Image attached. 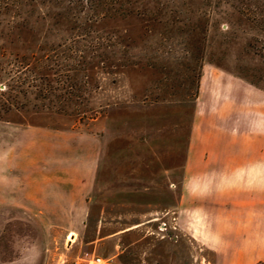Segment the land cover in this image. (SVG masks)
I'll return each instance as SVG.
<instances>
[{
  "label": "rangeland",
  "instance_id": "374dc122",
  "mask_svg": "<svg viewBox=\"0 0 264 264\" xmlns=\"http://www.w3.org/2000/svg\"><path fill=\"white\" fill-rule=\"evenodd\" d=\"M133 1L99 20L86 0H0V264H264L250 254L252 194L183 183L203 67L264 90V37L235 14L204 38L203 0L156 24ZM222 86L236 116L217 113L209 84L206 126L241 135L246 93ZM49 172L76 188L69 207L24 208Z\"/></svg>",
  "mask_w": 264,
  "mask_h": 264
},
{
  "label": "crops",
  "instance_id": "0c3cea01",
  "mask_svg": "<svg viewBox=\"0 0 264 264\" xmlns=\"http://www.w3.org/2000/svg\"><path fill=\"white\" fill-rule=\"evenodd\" d=\"M224 82L246 93L238 116L242 119L233 128L241 132V135L225 136L227 124L224 123L206 126L205 113L199 107L203 88L212 84V96L217 113H222V117L226 119H233L237 109L234 105L227 104V101H231L228 95L230 96L234 89L230 88V91L228 89L226 92L222 86ZM224 92L228 94L226 97L223 95ZM186 154L184 187L190 186V177L196 175L198 186L204 188L215 186L214 191L222 193L252 194L248 205L253 212L257 211L256 214L253 213L251 221L252 236L255 239L251 243L250 254L264 258V90L231 74L218 71L213 66H204L192 137L188 141ZM191 162H195L194 173L193 169L190 170V165H193ZM65 172L67 173L65 177H71L69 170ZM211 177L215 179L213 184L209 180ZM60 182L59 174L49 172L45 179L48 186H39L37 183L24 187V208L69 207L64 204L72 202L76 188L68 186L64 189ZM70 238L72 239L73 235H70Z\"/></svg>",
  "mask_w": 264,
  "mask_h": 264
},
{
  "label": "trees",
  "instance_id": "16d2710c",
  "mask_svg": "<svg viewBox=\"0 0 264 264\" xmlns=\"http://www.w3.org/2000/svg\"><path fill=\"white\" fill-rule=\"evenodd\" d=\"M82 3V2H81ZM138 3L141 9L144 10L142 16L148 17L149 21L152 24H156L159 19V16H162V10H169L172 12L171 17L178 14V10L187 9L190 10V7H193V4L188 0H135L133 4ZM152 3V4H151ZM79 5V4H78ZM87 10H90L94 14H97L99 20L106 18H116V17H125L128 15V9L132 5L130 0H86ZM78 12L79 7L76 8ZM200 9V8H198ZM203 13H201L200 18L203 19L201 24L197 26V29L201 30L200 32L204 34V38L208 36L209 32L215 26L226 23L229 27H232V18L237 14L241 19L240 23H243L245 26H250L251 28L257 29L264 37V0H203ZM84 10V9H83ZM147 13V14H145ZM218 16L219 18L215 21L214 24L211 23L210 18L212 16ZM166 16V13L165 15ZM79 18H76L78 22ZM229 31L224 32L222 36H227ZM79 38L78 36L76 37ZM223 38V39H224ZM259 39V38H258ZM257 39V41H258ZM260 40V39H259ZM227 41V40H226ZM259 42L262 43V46L259 50L261 56L264 58V38ZM250 46V44H249ZM105 51H108V55L112 54L113 46L107 45L103 48ZM254 81H251V85H254ZM79 98V96L77 97ZM7 113V109L2 110Z\"/></svg>",
  "mask_w": 264,
  "mask_h": 264
},
{
  "label": "built area",
  "instance_id": "2783aa9c",
  "mask_svg": "<svg viewBox=\"0 0 264 264\" xmlns=\"http://www.w3.org/2000/svg\"><path fill=\"white\" fill-rule=\"evenodd\" d=\"M75 264H111V262L107 257L93 254L89 258L78 261Z\"/></svg>",
  "mask_w": 264,
  "mask_h": 264
},
{
  "label": "water",
  "instance_id": "95a60500",
  "mask_svg": "<svg viewBox=\"0 0 264 264\" xmlns=\"http://www.w3.org/2000/svg\"><path fill=\"white\" fill-rule=\"evenodd\" d=\"M71 239V238H70ZM68 243H70L69 241H68Z\"/></svg>",
  "mask_w": 264,
  "mask_h": 264
}]
</instances>
